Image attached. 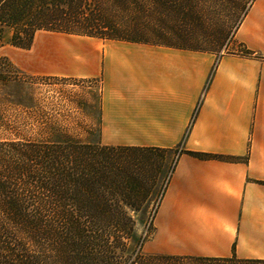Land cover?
I'll list each match as a JSON object with an SVG mask.
<instances>
[{
    "label": "crops",
    "instance_id": "obj_1",
    "mask_svg": "<svg viewBox=\"0 0 264 264\" xmlns=\"http://www.w3.org/2000/svg\"><path fill=\"white\" fill-rule=\"evenodd\" d=\"M212 54L87 37L58 53L37 43L35 73L100 77L106 145L179 148L153 219L150 252L264 259V0ZM231 159H200L189 152Z\"/></svg>",
    "mask_w": 264,
    "mask_h": 264
},
{
    "label": "trees",
    "instance_id": "obj_2",
    "mask_svg": "<svg viewBox=\"0 0 264 264\" xmlns=\"http://www.w3.org/2000/svg\"><path fill=\"white\" fill-rule=\"evenodd\" d=\"M194 16L206 23V0H0V47L8 27L9 43L26 49L46 30L195 50L176 31ZM159 151L85 141L56 127L40 139L0 141V264H264L141 251L140 198L154 185L160 166L151 154Z\"/></svg>",
    "mask_w": 264,
    "mask_h": 264
},
{
    "label": "rangeland",
    "instance_id": "obj_3",
    "mask_svg": "<svg viewBox=\"0 0 264 264\" xmlns=\"http://www.w3.org/2000/svg\"><path fill=\"white\" fill-rule=\"evenodd\" d=\"M254 1L206 0V23L202 25L194 16L188 22L177 24L176 31L198 48L193 51L212 54L215 62L224 54L247 53L242 44L236 42L235 34ZM11 34L12 28L6 27L0 47V141L40 139L54 127L85 141H98L100 77L35 73L28 70L26 64L27 54L37 51L38 42L48 46L41 50L58 53V44H64L69 50L73 41H85L87 36L37 30L31 46L26 49L11 45ZM178 150L162 149L151 154L154 164L156 162L160 168L156 172L154 185L151 188L148 186L147 197L140 198L146 207L137 227L146 239L141 247L144 254L153 253L150 252L153 219ZM130 156L136 154L130 153Z\"/></svg>",
    "mask_w": 264,
    "mask_h": 264
}]
</instances>
